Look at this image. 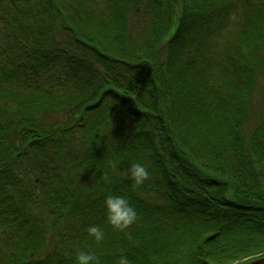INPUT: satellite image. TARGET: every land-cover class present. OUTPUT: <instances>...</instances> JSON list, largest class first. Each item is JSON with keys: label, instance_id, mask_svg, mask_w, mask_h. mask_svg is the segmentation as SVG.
<instances>
[{"label": "trees", "instance_id": "16d2710c", "mask_svg": "<svg viewBox=\"0 0 264 264\" xmlns=\"http://www.w3.org/2000/svg\"><path fill=\"white\" fill-rule=\"evenodd\" d=\"M69 1L70 10L68 0H25L20 12L17 4L4 17L10 22L15 14L25 15L17 22L23 37L31 39L33 59L29 66L24 57L15 60L10 45L14 53L6 54L12 65L6 77L30 74L39 94L27 104L20 97L9 99L0 76V112L9 120L0 115V219L5 227L17 223L21 234L0 264H76L77 250L95 253L100 264H117L121 254L131 264H228L237 256L264 251V90L259 85L264 73V0L236 2L244 13L232 33L221 29L230 3L220 19L211 15L219 0H144L145 10L132 30L136 0H105L104 8L96 6L100 16L96 9L84 8L85 0ZM54 19L69 40L108 67L103 75L94 69L83 76L62 68L67 74L61 75L62 84L73 80L70 92L61 96L40 83L50 68L49 48L54 46L44 23L48 20L53 29ZM216 35L226 43L217 45ZM60 49L57 54L65 57L69 68L72 57ZM36 64L45 72L41 74ZM53 104L61 107L53 109L59 118L46 124L52 116L47 109ZM95 114L102 117L100 126L94 123L96 127L86 129L81 119ZM105 114L116 122L125 116L128 123L109 133ZM64 115L69 116L68 123L61 120ZM58 130L59 144L52 140ZM119 135H125L123 144L111 147ZM74 137L92 150L86 169L100 168L96 215L105 222L98 225L105 232L100 244L88 235L87 229L95 225L90 218L84 222L91 207L77 204L80 187L74 186L72 177L66 173L63 180L47 179L51 171L62 174L49 155V144L59 145V158L68 157L66 163L72 161L70 166H78L82 174L84 157L75 147L73 154L67 151ZM29 147L30 155L20 154ZM22 160L34 164L39 178L25 183ZM133 163L143 164L150 173L141 186L126 178ZM87 182L91 186L90 177ZM35 183L37 189L50 191L48 225L56 219L64 247L31 260L43 254L38 249L46 241L34 214L44 212V204L37 201L45 203L33 198ZM22 185L26 194L13 195V188ZM108 195L125 197L138 214L126 233L107 221ZM72 197V212L66 214L61 205ZM75 212L80 215H71Z\"/></svg>", "mask_w": 264, "mask_h": 264}, {"label": "rangeland", "instance_id": "374dc122", "mask_svg": "<svg viewBox=\"0 0 264 264\" xmlns=\"http://www.w3.org/2000/svg\"><path fill=\"white\" fill-rule=\"evenodd\" d=\"M25 0H0V76L4 77L3 83L1 85H3V88L7 91H10V96H8L9 99L13 98H17L20 97L21 99L25 100L24 102L27 104L26 100H31L34 99L36 100V94H39V92H35V87L34 84L32 82V77L31 75H27V77H23V76H17L15 75V77H6V73L7 71L10 70V67L12 66L11 64H8V57L6 56V54L9 55L14 53L16 54L17 57H15V60H22V57H24L23 59V63L26 66H29V63L31 62V60H33L32 58H30V52L32 51L31 48V39L28 38H24L23 37V31L20 32L19 30V24L17 22V19L20 20H24L26 17L23 13L19 14H15L16 18L13 21L10 22H5V15L10 14L12 12V9L15 5H20V10L19 12L22 10V5L24 4ZM32 1V0H30ZM137 3H135V7L132 8L131 10V14L135 13L134 15V20H132L131 22V28L130 30H132L135 26H138L139 21H140V17H142V13L144 12L145 9H143V5H144V0H136ZM218 1V0H217ZM241 0H219L218 1V5L219 7H217L215 9V11L213 13H211V15L213 16V20H218L220 19V13L224 10V7L230 3L231 6L228 9V14L229 17L225 20L226 25L222 24V28L224 29L225 32L227 33H232L233 30L235 29V24H237L238 22H241L243 20L242 16L244 13V8L242 5H238L236 2H240ZM253 3L256 2L257 0H251ZM104 3L105 0H85V4H84V8H87L88 11L96 9V13L99 14V11H97L98 9L104 8ZM73 5L72 2H70L68 0V6H67V10L71 9V6ZM100 6L101 8H96V6ZM43 6H46V3L43 4ZM42 6V7H43ZM41 7V8H42ZM11 10V11H10ZM209 12V11H207ZM104 15V14H103ZM94 16V15H93ZM219 16V17H218ZM207 20H209V17L207 18ZM222 20V19H221ZM221 20L219 22V24H221ZM45 26H47V34L49 35L50 41L54 44V46H52L50 49L52 50V54L50 55L49 58V64H50V68L47 71V73L44 75L45 80L41 81V84H44L43 87H45L46 89H51L52 92H55L56 94H59V96L63 95V93L66 92H70V90L72 89L71 87V82L73 80V78L68 82V84H62V74H64V72H66V70H63L62 68H67L68 70H70L71 68H73V72H70V74L75 75V76H83L86 74H89L90 72H92L94 69H97V71L101 72L102 75L105 74L108 70L107 66H103V62L98 60L94 54L90 53L89 51H86L84 48L80 47L77 43L75 44L74 42H72L71 40H69L68 38V33L65 30L64 27H59V23L57 21V19H54L53 21V29H51L49 25L48 20L45 21ZM40 25V23L38 24ZM129 25V26H130ZM57 34V37L55 36ZM15 35H17V37H15ZM67 35V37H66ZM128 35L130 36V32H128ZM218 41L216 42L217 45H222L224 43H226L227 39L226 38H221L219 35H216ZM14 43V44H13ZM13 44V45H12ZM12 46L13 51H11L9 46ZM59 47L61 48L60 50H62L63 52L67 53L68 56L72 57L69 68L67 67V62L65 60V57H63V55L57 54L59 52ZM24 48L27 50H24ZM56 48V50H55ZM214 49V48H212ZM25 51V52H24ZM62 63V66L60 65ZM73 63V65L71 64ZM3 64V66H2ZM79 67V69H81L82 74H77L76 72V67ZM36 69H38L40 71V73L42 74L43 72H45L46 68L39 66V64H36ZM35 69V70H36ZM35 70L33 71V74L35 72ZM80 71V70H79ZM76 72V73H75ZM28 73H30L28 71ZM67 74H64V76H66ZM90 76V75H89ZM49 77V78H48ZM82 80V79H81ZM260 89L264 90V73L261 75L260 77ZM45 89L42 88V92ZM47 97H49L48 92H45ZM44 97V95H42ZM107 101V100H106ZM108 102V101H107ZM11 105L14 104L13 100L10 103ZM41 105V104H40ZM66 105V102H65ZM170 102L167 104V107H169ZM60 106L63 108L64 104L61 103ZM59 106V108L57 107V104H53L51 107H49L47 109V113H51L52 116L46 121L48 123L52 122L55 120V117L59 118V113L55 115V113H53V109H61V107ZM41 108V107H40ZM7 110L9 112L12 111L11 106H7ZM65 111H63L64 113ZM4 111L2 110L0 112L1 118H3ZM46 119H47V115H45ZM94 117V118H93ZM90 117L87 116L85 120V117L82 120L83 126L86 127V129H90L91 126L96 127V125H92L94 123L97 124V126L99 125V119H102V117H100L98 114H95V116ZM10 118L12 119V114L10 115ZM105 118H107V123L108 124V132L112 133L116 130H119L122 126L126 125L128 123V120L125 119H120L119 122H116V120H114V118H112L111 116H107V114H105ZM3 120L5 122L9 121L8 119H4ZM63 120V122L68 123L69 122V116L68 115H64V117L61 119ZM39 121V120H36ZM32 123H34V121H31ZM79 124H77L76 126L78 127ZM102 130V129H99ZM129 134L132 132L131 127L126 130ZM155 133H157V131H155ZM124 137L125 135H119L116 137V140L113 141V145L111 147L115 148L117 146H120L121 144H123L124 142ZM65 138V137H64ZM63 138V139H64ZM63 139H61V141H63ZM108 139V136L105 138ZM55 142H58L59 144V130L58 132L55 134V137L52 139ZM69 143H68V154H73V149L74 148L75 151L77 150L79 152V154L84 157V161H82V166L83 171L82 174L78 173V169H80L78 166L77 168L74 166V168H72L70 165L73 166V162H69L66 163V159L68 157H64V158H59L58 156V150H59V145H53V144H49L47 147L52 151H50L49 155L52 157H55L56 161L55 164L57 165V167H61L62 169V174L58 172V174L56 173V171H51V173H49L47 175V179L53 181L55 176H59V179H62L61 177L63 175H65L66 173H68L72 178H70L73 182H74V186L77 187L79 186L80 189L77 190V193L75 194V198H77L78 200L76 201L77 204L81 205V202H86L90 205L91 209H89L88 214H86V219H84V222H87L88 219L90 218L92 220V222L95 225H99V224H104V220L100 221L99 216L96 215V210L98 209V205H97V198L100 197V189H96L97 187V183H98V179H99V171L100 168L98 167V165L95 166V168L93 169V172L91 171V168H89L88 170L86 169L87 166L90 165L91 162V153L92 150H86L89 146V144L86 146L83 144V139L81 140L78 137H74L73 140L69 139ZM76 142H78V146L76 144ZM48 143V142H46ZM45 143V144H46ZM70 143H73L72 145H70ZM51 146V147H50ZM31 151V148H27V150H23L20 154H29V152ZM45 157V155H44ZM47 159V157H46ZM95 160V158H94ZM37 163V162H35ZM20 164L24 165L25 162L24 160H22L20 162ZM21 165V170L23 171V180L26 181L30 178H37L38 177V173L33 171V167L34 164H25V167ZM36 166H38L39 164H35ZM68 167V168H65ZM50 170V169H49ZM88 177V179H87ZM90 177V181H91V187L90 183L87 182V180H89ZM39 178V177H38ZM57 178V177H56ZM58 180V179H57ZM63 180V179H62ZM39 181V179H38ZM36 183L32 184V195L33 198L35 199H39L40 201L43 200L45 203L43 202H39L43 205L44 208V212H42V214H40V212L35 211L34 214L36 216V220H38V222H40V227H41V232H43L44 237L46 238L45 244L42 247V249H38V251L40 253L43 252V254H39V256L37 257H33L31 260H37L39 257H43L44 253L49 250V249H54L55 247H57L56 249L62 250L63 249V244L61 243L60 239L61 237H59V232H57L56 230V219L54 221L51 222L50 225H48V219L51 218V208L52 205L49 203V200L47 198V194L50 192L47 189L44 188H38L36 187ZM82 186V187H81ZM22 187V188H21ZM19 188H13V195L18 196L20 195V197L24 194H26L25 191V186L22 185ZM91 187V188H90ZM91 191V192H90ZM93 191V193H92ZM90 192V195H87ZM75 198H71V199H67V202L62 203L61 208L63 212L70 211L72 212V209L70 208L69 205L72 204V201ZM75 203V202H74ZM85 203V204H86ZM68 205V207H67ZM1 210V207H0ZM55 213V212H53ZM71 215H80V212H75ZM48 217V218H47ZM44 218H47L45 221L43 220ZM88 218V219H87ZM16 224H12V225H5L3 224V220L0 219V262H6L5 259H7V257L9 256V253L11 251L10 245L12 244V241L15 240H19L20 239V232L17 231L16 229ZM17 228L20 230L19 226L17 225ZM2 230V231H1ZM30 260V261H31ZM10 264V263H9Z\"/></svg>", "mask_w": 264, "mask_h": 264}, {"label": "clouds", "instance_id": "9594fccd", "mask_svg": "<svg viewBox=\"0 0 264 264\" xmlns=\"http://www.w3.org/2000/svg\"><path fill=\"white\" fill-rule=\"evenodd\" d=\"M126 178L134 181L135 186H141L150 179V173L143 164L133 163L126 174ZM104 203L107 211V221L114 230L126 233L137 222L138 214L125 197L108 195ZM87 232L97 244L105 239V232L98 225L90 226ZM128 235L130 239L131 236ZM261 257H264V251H256L237 256L230 260L228 264H251V261L259 260ZM75 260L76 264H100L95 253L83 250H77ZM117 264H131V262L127 255L121 254Z\"/></svg>", "mask_w": 264, "mask_h": 264}, {"label": "water", "instance_id": "95a60500", "mask_svg": "<svg viewBox=\"0 0 264 264\" xmlns=\"http://www.w3.org/2000/svg\"><path fill=\"white\" fill-rule=\"evenodd\" d=\"M251 264H264V257H261L259 260L251 261Z\"/></svg>", "mask_w": 264, "mask_h": 264}]
</instances>
